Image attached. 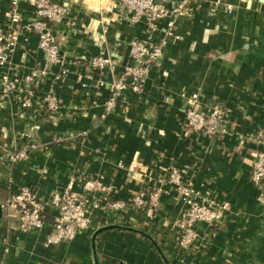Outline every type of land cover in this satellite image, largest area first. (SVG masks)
<instances>
[{
  "label": "crops",
  "instance_id": "obj_1",
  "mask_svg": "<svg viewBox=\"0 0 264 264\" xmlns=\"http://www.w3.org/2000/svg\"><path fill=\"white\" fill-rule=\"evenodd\" d=\"M60 1L69 6L56 25L69 72L59 80L48 75L36 90L44 94L51 85L63 107L52 115L37 102L23 108L0 96V200L25 184L46 200L71 176L94 174L113 186L115 197L127 199L135 189L164 178L174 164L187 167L195 186L228 201L230 210L220 225L203 226L204 240L185 255L175 249L173 221L181 202L174 191L163 197L155 220L133 209L119 222L98 213L90 230L50 245L45 238L57 209L32 232L20 231L4 211L0 264H264V207L257 204L258 188L250 180L258 145L249 137L264 126V0H223L233 5L231 13L216 1L191 6L178 19L182 38L169 40L144 93L126 90L110 112L104 107L109 87L99 85L89 60L109 54L121 70L130 61L129 41L145 37V23L119 19L115 0ZM10 2L0 0V26L6 32L35 18L34 8L21 3L22 20L12 25ZM13 62L21 73L42 66L36 34L20 36ZM61 68L55 66L54 72ZM193 92L207 106L228 107L230 131L224 138L187 131L185 108ZM30 142L38 148L29 158L12 161L8 152ZM107 223L147 232L161 251L142 233L112 227L96 236V260L92 235Z\"/></svg>",
  "mask_w": 264,
  "mask_h": 264
},
{
  "label": "built area",
  "instance_id": "obj_2",
  "mask_svg": "<svg viewBox=\"0 0 264 264\" xmlns=\"http://www.w3.org/2000/svg\"><path fill=\"white\" fill-rule=\"evenodd\" d=\"M85 1V0H82ZM116 15L131 24L145 23V37H135L129 41L130 61L117 70L118 59L112 55L99 53L90 58L93 69L100 75L99 85H107L110 96L105 102V111L114 109L118 99L130 89L136 94L145 91L152 67L163 56L170 39H181L178 32V19L188 13L191 6L216 1L223 4L231 13L233 5L223 0H115ZM21 3L34 8L35 18L22 23L20 29L6 32L0 26V96L13 98L23 108H31L35 102L42 104L52 115L63 107L61 99L50 85L40 94L37 87L48 75L59 80L69 72L66 59L61 52L56 25L61 23L69 6L60 0H11L9 7L12 25L20 23ZM36 34L38 46L43 51L42 66L21 73L13 62L20 36ZM62 68L54 72V67ZM109 78V79H107ZM185 128L191 133H199L210 138H224L230 131L228 127L229 109L222 103L206 105L199 92L191 93L185 108ZM250 139L258 145L252 160L250 180L258 188L256 202L264 207V126L252 133ZM38 148L36 143H28L18 150L8 152L12 161H24L30 151ZM176 192L181 208L179 216L173 221L175 249L179 255L191 253L204 240L201 228L220 225L230 210V203L213 197L208 191L198 189L187 167L169 165L167 175L153 184L144 185L132 191L127 199L115 197L113 186L104 181L99 174L71 176L67 185L55 190L43 200L39 191L32 185H22L17 191L2 201L8 217H13L22 232L40 230L47 222L46 214L57 209L52 221V229L46 235L45 243L57 244L70 241L80 232L88 231L93 218L98 213L105 214L119 222L123 214L131 209L141 213L146 220H155L162 208L163 197ZM116 264H125L117 262Z\"/></svg>",
  "mask_w": 264,
  "mask_h": 264
},
{
  "label": "water",
  "instance_id": "obj_3",
  "mask_svg": "<svg viewBox=\"0 0 264 264\" xmlns=\"http://www.w3.org/2000/svg\"><path fill=\"white\" fill-rule=\"evenodd\" d=\"M96 24H97V21L94 22V26H96ZM3 215H4L3 203H2V201L0 200V220L2 219ZM112 227L126 228V229H130V230H132V231H135V232L142 233V234H144L146 237H148V238H149V239L155 244V246L161 251V249H160V247H159L157 241H156V240H155L150 234H148L147 232H145V231H143V230H141V229H139V228L131 227V226H126V225H122V224H120V223H110V224L107 223V224H104V225L98 227V228L94 231V233H93V235H92V239H93V247H94V251H95V257H96V260H97V254H96V250H95V239H96V236H97L101 231H103V230H105V229H108V228H112ZM161 253H162V252H161ZM166 262H167V264H170L168 261H166ZM96 264H98V261L96 262Z\"/></svg>",
  "mask_w": 264,
  "mask_h": 264
},
{
  "label": "trees",
  "instance_id": "obj_4",
  "mask_svg": "<svg viewBox=\"0 0 264 264\" xmlns=\"http://www.w3.org/2000/svg\"><path fill=\"white\" fill-rule=\"evenodd\" d=\"M45 217H47V219H48V214H46V212H45Z\"/></svg>",
  "mask_w": 264,
  "mask_h": 264
}]
</instances>
